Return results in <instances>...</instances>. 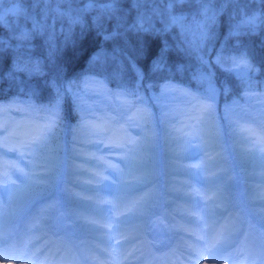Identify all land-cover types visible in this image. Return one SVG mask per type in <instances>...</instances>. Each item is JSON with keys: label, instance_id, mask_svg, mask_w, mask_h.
<instances>
[{"label": "snow or ice", "instance_id": "obj_1", "mask_svg": "<svg viewBox=\"0 0 264 264\" xmlns=\"http://www.w3.org/2000/svg\"><path fill=\"white\" fill-rule=\"evenodd\" d=\"M3 3L4 0H0V29H5L7 35L0 34V64L3 65L0 81L28 97L47 90L49 103L42 110L52 118L51 123L31 133H22L14 123L0 122V194L10 199L21 187L28 189L34 199L55 195L57 177L46 167L50 159L48 145L59 130L66 99L81 121L95 119L93 106L87 104L85 97L102 99L109 91L97 77L119 82L118 87L123 91L109 93L113 97L130 96L144 103L141 91H147L148 99L153 102L177 94L192 95L191 91L176 88L171 83H164L161 88L152 83L156 77L171 81L177 75L187 74L203 99L215 102L218 95L227 96L234 80L243 86L242 99L254 96L257 74L264 76V61L257 66L251 45V38L256 37L264 51V0H12V6L7 9ZM222 17H225L223 21ZM77 29L79 35L90 32L97 38L89 56L90 72L99 66V71L93 74H73L64 68L63 54L68 46L75 47ZM242 38H248L247 42ZM107 67L115 71L108 72ZM128 71L134 75L130 86L122 79ZM154 87L159 96L152 94ZM21 102L13 97L7 104L0 103V115ZM236 103L233 100L225 105V116ZM137 112L136 104L121 103V119L132 128L138 127ZM206 113L214 114L213 104L207 105ZM235 115L238 119L233 121L234 126H238L240 120H247L264 132V117L255 119L243 109ZM81 126L85 125H78ZM108 132L106 128L93 129V135L107 136ZM247 143L251 147L246 153L264 162V134L253 133ZM92 146L103 147V143ZM5 155L17 156L28 170L18 163L3 160ZM76 158L83 157L78 153ZM39 161L46 167L42 177L33 171ZM90 162L106 168L110 176L94 174L91 180L80 182L79 186L92 195L81 198L77 194L75 198L82 208L101 216L104 221L92 220L87 231L107 247L95 244L91 247L112 264H120L116 257L123 255L120 250L130 242L127 237L117 239L123 235L122 225L130 216L146 218L156 204L157 194L149 192L135 201L131 198L138 191L150 189L153 176L151 172L134 175L131 163L121 169L117 165L106 166L99 158H92ZM139 167L143 169L147 165ZM76 171L80 172L79 166ZM206 171L205 166L194 164L189 165L184 174L206 187L211 183L219 191L221 178L215 173L205 176ZM127 176H133V180L128 181ZM105 183L114 188V192L107 194L113 199L105 197ZM196 191L199 194V190ZM170 194L191 200V195L181 190L172 189ZM129 201L131 206H128ZM122 208L127 211H121ZM224 214H227L226 209ZM199 220L204 222L203 217ZM99 233L103 235H96ZM137 255L138 252L129 253L124 259ZM241 255L245 257L244 264H264V250L241 252ZM89 259L91 257L84 253L77 258L69 252L67 256L61 255L59 264H79L80 260L86 264Z\"/></svg>", "mask_w": 264, "mask_h": 264}, {"label": "rangeland", "instance_id": "obj_2", "mask_svg": "<svg viewBox=\"0 0 264 264\" xmlns=\"http://www.w3.org/2000/svg\"><path fill=\"white\" fill-rule=\"evenodd\" d=\"M2 6L5 9L11 7L12 0H4ZM198 98L187 102L188 105L176 125V132L170 133L165 140L168 145L160 143L161 134L142 113L137 115L138 127L136 128L120 123L122 121L121 103L130 101L137 105V109L139 108V104L130 96H120L118 99L115 97L117 105L114 112L120 114V121L112 116L110 111H97L95 119L84 120L85 128L81 126L77 131V137L81 141L86 140L87 143L80 144L73 149L74 151L69 145L66 152L64 129L60 127L55 139L48 145L47 154H50V159L46 167L51 168L56 175L58 173L55 188L60 187L62 192L43 199H34L32 193L23 187L11 199L0 194V264H59L61 255L67 256L69 252L77 258L80 253L91 257L86 264H100L97 255L102 259L101 261L112 264L111 260L104 259L91 247L93 244L101 248L107 245L101 244L99 239L94 238V234L87 231V225L92 220L103 223V218L86 211L80 206L79 199L75 197L77 194L81 198L92 195L91 192L79 186L80 182L91 180L94 174L110 176L106 168L91 163L92 158H99L100 163L106 166L117 165L124 169L126 163L133 165V161L138 159L139 150H142L141 159L144 160L147 168L140 172L133 165V174L142 175L144 172H151L153 184L150 189L136 192L131 200H138L149 192L156 193L157 200L146 218L130 216L129 220L122 225L123 235L117 236V239L127 237L130 241L126 248L121 250L123 256L133 252H138V255L149 253L153 243L147 238V232L155 227L160 231L166 229L168 238L171 240L170 249L156 258V264H244L245 257L241 255V252L258 253L264 250V198H262L264 197V162L252 156L258 161V165L245 174L236 164L218 157L223 155L229 157L227 145L219 148L220 141L216 137L217 147L211 146L214 136L213 128L216 127L214 116L206 113L207 105L211 103ZM85 99L90 98L85 97ZM18 120L16 115H10V113L0 115V122L14 123L22 133H31L34 129L49 124L48 121H31L26 117L21 121ZM256 125L247 120L239 124L238 137L235 138L236 147L240 146L239 140H243L250 148L251 145L247 141L252 134H264ZM94 128H106L109 130L108 135H93ZM155 131L158 135H155ZM101 141L103 147L92 146ZM164 148L174 153L182 149L185 154L184 162L186 161L188 165L205 166L207 169L203 173L205 176L215 173L221 178L218 181L219 191L211 183L206 187L204 184L191 180L189 176L186 180L187 185L182 191L190 194L191 200L169 197L167 190L177 184L169 179L170 173L162 153ZM242 148L247 147L243 145ZM219 149L221 153L217 155ZM78 153L85 159H77ZM66 156H70L67 158L68 162L64 161ZM189 158L193 161H189ZM3 160L18 163L21 168L28 170L25 163L19 161L15 155H5ZM64 162L68 165L67 167ZM43 164V161H39L37 167L33 169L38 177L46 173V167L42 166ZM77 166L82 168L80 172L76 171ZM162 172H164L163 178ZM111 178L114 179V177ZM12 179L16 180V177L13 176ZM126 179L131 182L133 176H127ZM238 183H242V195L237 189ZM162 184L166 189V206L163 211H160L158 198L161 195L159 189ZM104 190L105 197L113 199L107 196L114 192L110 183H105ZM196 190H199V194ZM70 197L79 204L69 208L68 203L63 209V203ZM128 206H131V201ZM218 207L226 209L227 214H224V210L219 211ZM121 211H127V208H122ZM192 213L197 215L194 217ZM253 215L259 222L254 220ZM200 217H203V223L200 222ZM61 224L68 227L66 233L59 232ZM76 225L79 228L76 233L79 239L73 238L72 231L69 229L71 226L75 228ZM96 235H103V233ZM136 257H129L127 260L123 258L120 262L132 264L137 260ZM139 260H143V257ZM79 264H85V261L80 260Z\"/></svg>", "mask_w": 264, "mask_h": 264}, {"label": "trees", "instance_id": "obj_3", "mask_svg": "<svg viewBox=\"0 0 264 264\" xmlns=\"http://www.w3.org/2000/svg\"><path fill=\"white\" fill-rule=\"evenodd\" d=\"M224 18L225 17L221 18L222 21ZM223 30V27H221V33L223 32ZM76 31L78 35L76 38L77 43L75 47L68 46L63 54L64 68L66 72H71L73 74H93V72L99 71V66L93 69V72H90L89 56L93 52V49L96 47L97 38L90 32H85L83 35H79V29H77ZM0 34L7 35L5 29H0ZM242 39H244L246 42L248 40V38ZM251 45L254 50L255 62L257 66H259L260 61H264V51H262L259 47L258 38L256 37L251 38ZM176 59L179 60L180 58L176 57ZM2 67L3 65L0 64V68ZM106 70L108 72L115 71L113 67H107ZM217 75L220 74L217 73ZM97 78L103 80L105 87L109 90L108 93H105L104 98H102L101 100L95 101L93 98H90L89 100L85 99V101L87 102V104L93 106L94 117H97V111H110V114H112V116L120 121V114L118 112H114L117 101L115 97H113L109 93L121 92L123 91V89L118 87L119 82L117 80H113L110 78L105 80L103 77ZM122 79L125 83H129L130 86V82L134 80V75L130 71H128L127 74L122 77ZM152 83L160 85L161 88L163 87L164 83H171L176 88H183L185 90L191 91L192 93V95L189 97H184L183 95L177 94L170 96L167 99L153 102L152 100L148 99L149 93L147 91H141V97H143L145 100L144 103H138L136 101V98L131 97L133 101L139 104V111L137 112V115H139L140 113L145 115L149 119V122L152 123L155 130L159 131V134H161L159 137L160 143L162 145H168L165 140L167 136L170 135V133L174 134L176 132V125L179 121L180 115L186 108L187 102L196 97H199L198 99H203V97L199 92L196 91L195 84L189 82L187 74H184L183 76L177 75L175 79L171 81H164L159 77H156L153 79ZM231 83L232 86L227 96L218 95L215 102L210 101V103L214 106L213 116L214 125H216V127L214 126L213 128L214 136L211 140V146L217 147L218 140L216 139V137H218L219 141L222 142L218 147L225 145V140L228 141L231 144L229 149L232 150V154L237 160L240 171L246 174L258 165V161L252 158V156H249L245 151L246 149L238 148L235 146V138L238 137L237 134L239 125L234 126L233 121L238 119L235 114L242 109L250 113L255 119L264 117V76H260L259 74H257V87L255 88V95L246 99L241 98L243 86L239 83V81L234 80ZM0 88L3 89V91L0 92V103L7 104L13 97H18V99L22 101L21 103L15 104L9 110V112H7L10 113V115H16L19 119L18 121H21L24 117H26L31 121H48V123H51L52 118L50 114L42 110L49 103V92L47 90H41L38 96L28 97L20 95L14 89L9 88L8 84L3 81H0ZM152 94L159 96V91L157 90V88L154 87L152 89ZM233 100H236L237 103L232 106V110L228 113L227 116H225V105L231 104ZM29 105H31L32 107H30ZM61 117L62 120L59 123V128L62 127L64 129L63 133L64 143L66 144V152L69 145L71 146V150L74 151L73 149H75L80 144L87 143L86 140V142L81 141L77 137V131L81 128L78 127V125H81L82 123L83 125L85 124L84 121H81V119L77 115V112L72 108L67 99L65 100L63 108L61 110ZM18 121H16V123H18ZM242 121L244 120H240L239 124ZM120 123L129 126V124L124 120H122ZM82 127L85 128V126ZM156 131L155 135H158ZM141 153L142 150H139L138 159L133 161L134 168L140 172L142 170L145 171L146 169H142L139 167L140 165H144V160L141 159ZM162 153L164 159L166 160V167H168V171L170 173L169 179L172 183L177 184L174 187L169 188L167 190V194L169 197L180 199L181 197H177L170 193L172 189L182 191L186 186L185 179L186 177H188V175H185L184 172L189 165L188 163L184 162L185 154H183L182 149H178V152L174 153L171 152L168 148H164ZM69 157L70 156H66L64 158V161L68 162L67 158ZM220 158L225 159L226 156L223 155L220 156ZM225 160L228 161L227 158ZM66 162H64L66 165L65 167L68 166ZM80 170H82V168H80ZM56 177L58 180V173ZM224 198H226L225 195ZM68 203L70 204L69 208L79 204V202L74 200L73 197H70L67 201L65 200V203H63V207L66 208V205H68ZM219 210H224V208L219 207ZM78 220L80 221L81 219L79 218Z\"/></svg>", "mask_w": 264, "mask_h": 264}, {"label": "bare ground", "instance_id": "obj_4", "mask_svg": "<svg viewBox=\"0 0 264 264\" xmlns=\"http://www.w3.org/2000/svg\"><path fill=\"white\" fill-rule=\"evenodd\" d=\"M63 226H61V228H62ZM62 231V230H61ZM159 231V230H158ZM157 233H159V232H152V235H154V245L156 244V243H159V240L160 239H164V242H165V244H169L170 243V240H169V238H168V234H167V232H166V230L165 229H163V234H162V236L160 237V238H158V240L156 239V234ZM163 247V246H162ZM163 249V248H162ZM122 250V249H121ZM120 250V251H121ZM124 251V250H123ZM164 251L165 250H155L153 247L152 248H150V250H149V253H147V252H145V254H139V255H137V257H136V259L137 260H139V258H142L143 257V260H139V261H137V260H135L132 264H156V258H159V257H161L163 254H164ZM166 254V253H165ZM103 258L104 259H108L107 257H104L103 256ZM123 258H124V256L122 255V256H120V257H116V259H118L119 261H121V260H123ZM101 258L100 257H98L97 256V260H99V261H101L100 260ZM82 261V260H81ZM94 261V260H93ZM133 261V260H132ZM137 262V263H136ZM160 262V261H159ZM163 262V261H162ZM98 264V263H97ZM120 264H123V262H120Z\"/></svg>", "mask_w": 264, "mask_h": 264}]
</instances>
